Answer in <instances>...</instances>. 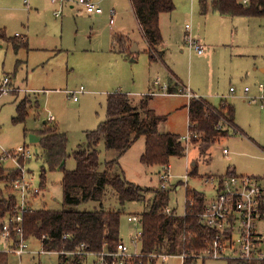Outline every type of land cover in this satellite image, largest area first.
<instances>
[{"label": "rangeland", "instance_id": "rangeland-1", "mask_svg": "<svg viewBox=\"0 0 264 264\" xmlns=\"http://www.w3.org/2000/svg\"><path fill=\"white\" fill-rule=\"evenodd\" d=\"M26 1L29 4L31 2L33 9L28 8L24 0H0V39L8 42V39L15 38L14 34L18 32L26 36L24 40L18 36V40L21 39L20 41L24 42L29 38L31 43L29 47L18 48L9 43L10 47L7 49L0 45V72L3 74V63H5V71L14 70L19 59L27 60L29 52L33 60L41 59V53H38L37 49L41 43L57 47V50L54 49L52 52L44 50L43 52H46L44 54L48 55L45 60L37 63L29 62L28 68L20 70L21 81L28 76L30 87L36 89L35 94L22 93L26 92L25 87L27 86L13 82L18 87L0 99V105L8 99L3 109L0 110V140L5 145H9V148H16L24 143L31 145L34 154L32 158L23 159L22 164L28 171V178H32L35 185L43 187L41 196L33 206L35 209L61 210L64 208L63 171L48 170L46 181L43 183L41 179L43 155L39 138L41 123L38 117L40 119L42 117H37L38 113L35 111L37 97L41 100V105H46L44 106L46 108L45 120L49 112L54 114L56 119L58 116L60 123L57 128L67 133L68 150L71 153L86 140L87 130L97 128L100 122L107 118L108 96L111 92L128 93L130 102L137 106L140 105L142 98H149V100L153 98L150 106L167 118L161 123V129L181 135L188 134L189 130L187 109L182 107L186 102V97L181 94L145 95L158 75L162 80L168 79V70L160 61L151 62L154 60L150 55L152 53L147 50L146 40L139 31L129 0H93L104 9V12L98 15L96 13L89 14L85 9H82L83 6L74 3L73 0H68L61 8V14L58 17L55 16V10L59 8L57 4L54 7V4L49 0H44L41 5L32 4V0ZM174 3L173 11L161 15V23L164 39H166L167 63L180 76L182 82L194 90L198 89L202 93L210 94L227 93L230 87L234 86L236 97H229L227 102L232 103L235 107L236 101H243L240 97L243 98L246 86L251 88L250 94H259V84L264 83V71L261 69L264 67V18L253 17L250 19L252 20L250 24L248 20L251 17L248 16L213 14L216 11L212 9L211 0H208L207 5L209 8L211 7L210 14H206L207 11L204 12L201 0H174ZM112 8L118 11L115 16L117 23L113 27H121L124 34H130V37H136L141 42V49L136 52V59L132 60L134 54L130 53V50L124 45L125 38L121 40L122 35L118 34L115 55L119 56V60L114 63L113 68L107 67L110 63L106 66L104 62L109 60L105 56L110 55L100 50L110 48L112 39L110 10ZM186 23L191 24L192 32L195 30L196 35L202 37L206 44L204 53L200 54L187 46ZM44 31H47L49 35L44 36ZM196 35L194 34L196 38H199ZM11 42L14 41L11 40ZM162 49L163 47L155 53V56L162 57L164 52ZM252 51H257L259 55L252 57ZM78 55L82 56V59L86 55H88L87 58L94 59V69H91V61L88 60L81 69L76 71L70 69L68 65H74L73 60L77 59ZM67 86H69V91L83 87L85 92L78 95L79 100H74L72 95L64 90ZM245 99L243 102L246 101ZM31 102L32 106L30 107ZM17 103L28 104V116L25 121L15 123L13 117L17 114ZM260 108L258 111L264 112V109ZM255 117L260 118L261 122L256 125V133L260 139L252 137L258 144L264 146V115L260 117L257 114ZM57 122L58 120L56 124ZM145 141L143 136L138 138L120 157L116 150L107 149L104 141H101L98 146L103 169L108 160L119 158V165L115 166L118 173L132 183L151 188L146 192L144 199L127 201L125 205L120 203L116 190L112 186L106 189L103 207L123 211L121 231L127 242L131 234L142 227L140 221H130L128 216L134 213L142 214L147 210L155 195V190L162 188L160 173L158 174L160 169L156 166L148 168V165L141 159L145 151ZM182 141L183 144H186V141ZM194 144H191L189 149L185 145L186 155L184 157L174 156L171 158V182L180 179L186 180L188 167L193 160H198L200 154L198 149L192 148ZM223 148L228 149L227 154L224 153ZM212 150L213 159L210 162L199 160L200 171L224 172L228 167L236 165L237 173L253 174L261 179L264 177V150L262 148L255 149L254 145L242 135L237 137L231 133L230 137L212 145ZM75 166L76 160L71 155L67 159V168L73 169ZM209 175L207 174L203 178L205 179ZM186 187L189 186H183L178 190L172 183L168 186L169 205L175 208L179 214L185 212ZM201 188L205 190L207 193L205 195L210 199L213 195V185L205 183ZM94 207L100 208V204L89 201L82 204L80 209L91 210L95 209ZM257 229L263 237L262 247L264 250V217L258 221ZM29 245L30 249L43 250V246H39V244H36L38 247H34L29 242ZM49 251L55 252L35 255L26 253L20 264H60L59 254L64 255L63 257L66 258V260L62 258L64 261H72L77 256L73 252H66L69 250L64 248ZM163 251L165 252V250ZM155 262L156 264H184L180 255H170L166 259L161 257ZM11 264H19L16 255L11 257ZM85 264H99V258L89 255ZM196 264L244 263L229 258H204L203 260L196 259ZM251 264L264 263L256 261Z\"/></svg>", "mask_w": 264, "mask_h": 264}, {"label": "trees", "instance_id": "trees-1", "mask_svg": "<svg viewBox=\"0 0 264 264\" xmlns=\"http://www.w3.org/2000/svg\"><path fill=\"white\" fill-rule=\"evenodd\" d=\"M131 3L148 41V51L155 58L158 46L164 42L160 15L175 9L174 0H131ZM207 5L208 0H201L204 12L208 9ZM211 5L222 15L264 18V0H211ZM188 107L191 123L189 130L198 135L192 137L191 144L200 141L204 149L215 143L227 132L221 123H229L239 130L234 122L233 104L224 102L215 106L202 97H192ZM27 116L28 104L19 103L13 121H25ZM165 119V116L148 107V98L142 99L140 105L135 106L126 92L115 91L108 96L107 118L97 128L86 131V145L74 152L68 150L69 140L65 131L47 125L40 129L43 155L41 179L43 183L46 181L48 170L63 171L64 208L27 211L23 220L25 236L40 238L46 250H71L83 243L84 248L93 253L105 249L114 251L121 239L123 211L105 209L102 204L100 208L91 210L80 209V206L92 200L102 203L109 186L116 190L122 205L127 201L144 199L151 188L132 183L122 174L114 172L113 167L119 164V158L108 160L103 169L98 146L104 141L106 148L116 150L120 157L143 136L146 140L141 157L143 163L168 165L171 156L185 155L186 147L180 134L160 131L159 125ZM71 155L76 160V166L68 169L67 159ZM3 162L0 161V230L6 218L15 212L17 197L12 183L20 175L19 168L8 167ZM228 172H234V169L229 167ZM169 192L168 188L156 189L149 208L141 214L143 251L161 253L165 250L169 254H177L184 250L198 252L205 249L208 245L206 239H212L216 235V230L203 226L198 220V213L205 205V193L188 187L186 214L179 215L175 211H166L170 202ZM262 216L264 217V204ZM64 234L69 238H64ZM13 235L16 236L14 231ZM7 256V253L0 252V261L6 262ZM242 262L251 264L256 261ZM60 264H64V261ZM184 264H196V258L187 257Z\"/></svg>", "mask_w": 264, "mask_h": 264}, {"label": "built area", "instance_id": "built-area-1", "mask_svg": "<svg viewBox=\"0 0 264 264\" xmlns=\"http://www.w3.org/2000/svg\"><path fill=\"white\" fill-rule=\"evenodd\" d=\"M57 3L59 8L55 10V16L61 14V8L68 0H52ZM84 7L89 13H103V7L93 0H73ZM247 2V0H245ZM117 11L112 8L110 10V21L114 22ZM16 36L22 37L24 40L26 36L16 33ZM185 40L190 49H195L198 53H204L205 45L194 36L192 26L190 23L185 25ZM157 88L151 90L149 95L156 94H170L169 84L162 82L160 78L154 80ZM10 75H5L0 81V99L5 94L11 93L16 89L13 85ZM261 92L258 96H250V100L260 101V105L264 106V83H260ZM231 91H235V87L231 86ZM250 90L246 86L245 93ZM74 100L79 98V94L85 92L83 87L76 90L69 91ZM185 94L190 98L199 97L190 88H185ZM46 121L49 125H56V117L54 114H48ZM191 123L189 122V127ZM193 136H198L190 130L188 134L182 135L181 140L186 141V147L189 149L191 139ZM183 142V141H182ZM224 153H228V149H223ZM34 152L30 146L19 145L16 148H3V160H10L15 167L20 169V175L13 181L14 192L16 193L17 203L15 212L6 218L5 223L0 230V236L5 239L12 240V246L2 248L0 251L14 254L16 256H23L26 253H32L30 249L29 240L25 236L23 220L27 211L34 209V200L41 194V187L34 184L32 178H28V171L22 164V159L32 158ZM172 174L168 166L160 173L161 186L168 188L171 183ZM205 182L212 184L215 190V195L208 199L204 205L203 210L198 213L199 223L203 226L216 230V235L212 239H206L207 246L201 251H182L180 255L184 262L187 257H194L198 260L204 258H229L239 261H258L264 262V250L262 247L263 237L258 232V221L263 218L262 207L264 204V177L261 179L257 175L243 174L237 172H226L223 174H211L205 177ZM166 211L170 213L172 210L167 207ZM186 214L185 212L182 214ZM130 221H140L141 215H129ZM142 223V222H141ZM15 224V227H13ZM13 231L16 233L14 237ZM143 226L136 229L129 241L121 238L117 243L114 251L107 249L100 252H90L84 248L82 243L74 250L66 252H73L75 255L95 254L99 258V264H153L159 258L166 259L168 254L165 252H151L143 251ZM192 236V235H191ZM190 236V237H191ZM64 238H69L67 234ZM49 251L44 249L36 251L43 253ZM146 259V260H145ZM71 264V263H69Z\"/></svg>", "mask_w": 264, "mask_h": 264}, {"label": "crops", "instance_id": "crops-1", "mask_svg": "<svg viewBox=\"0 0 264 264\" xmlns=\"http://www.w3.org/2000/svg\"><path fill=\"white\" fill-rule=\"evenodd\" d=\"M25 1V4H27L28 5V8H30V9H33V5H31V2H30V4L28 3V1H26V0H24ZM44 0H32V4H37V5H41L42 4V2H43ZM52 4H54V7L56 6L55 4H57V3H54L52 0H49ZM130 2H131V0H129ZM67 5V4H66ZM57 6H58V4H57ZM71 7H73V5H71ZM82 7V6H81ZM131 7H132V10H133V12H134V14H135V11H134V8H133V5H132V3H131ZM36 9H38V7H36ZM82 9H84L83 7H82ZM213 9V8H212ZM116 10V9H115ZM214 10V9H213ZM86 11V10H85ZM210 11H211V7L209 8L208 7V9H207V12H206V14L207 13H209L210 14ZM214 11H216V10H214ZM87 12V11H86ZM87 13H89V12H87ZM117 13H118V11H117ZM216 13H218V15H222V14H220L219 12H213V14H216ZM89 14H95V13H89ZM97 15L98 14H102V13H96ZM163 14V13H162ZM161 14V15H162ZM212 14V13H211ZM161 15H160V27H161V31H162V23H161ZM135 17H136V14H135ZM248 17H251V18H249V23L251 24L252 23V20H250V19H252L253 17H256V16H248ZM136 20H137V17H136ZM117 23V20H114V22H111L110 21V25L112 26L111 27V30H110V35L112 36V39L110 40V48H108V49H100V50H103V51H105L106 52V54H109L110 56H108V55H106L105 57H108L109 58V60L107 61H104L105 62V65L107 66L108 65V63H110L107 67H114V63L115 62H117L118 60H119V56H117V55H115V53H116V49H115V43H116V37H117V35L118 34H121L122 35V37H121V40H123V38H125L124 39V45L130 50V53H132L133 54V52H135V54L133 55V58H132V60L134 59H136V52L138 51V50H140L141 49V42L139 41V39H137L136 37L135 38H132V37H130V34L129 35H126V34H124L121 30V27H113V25H115ZM137 24H138V28H139V31H140V33H141V35H142V37L146 40V43H147V46H148V48H147V50L149 49V44H148V41H147V39H146V37H145V35H144V33H143V30H142V27H141V25L139 24V22H138V20H137ZM187 24V23H186ZM185 24V25H186ZM120 29V30H119ZM192 30H193V28H192ZM194 33L193 34H195L196 35V31L194 30L193 31ZM162 34H163V32H162ZM198 34V33H197ZM16 34H14V37L15 38H13V39H11V38H9L8 39V42H7V40H2V39H0V45L2 46V47H4L5 46V48L7 49V48H9L10 47V44L9 43H11L12 45L14 44L15 45V47H21V46H28L29 47V45L31 44L30 43V40H29V38L27 39V40H25L24 42H21L20 40H18L19 38H18V36H15ZM45 35H49L48 34V32L47 31H44V36ZM196 36H198L199 37V35H196ZM163 38H165L164 37V35H163ZM205 46H206V44H205V42L202 40V37H199L198 38ZM11 40H13L14 42H11ZM165 40L166 39H164V42L161 44V45H159L158 46V50H160L162 47H163V54H162V57H160V56H155V58H152V59H154V60H151V62H153V63H155V62H161L162 63V65H164V67H165V69L166 70H168V79H165V80H162L161 79V77H160V75H158L156 78H160V80L162 81V82H167L168 84H169V90H170V94H160V96L161 95H164V96H167V95H173V94H181V95H183V96H185L186 97V102L185 103H183L184 105L182 106L183 107V109L184 108H186L187 109V118H188V127H189V107H188V104H189V101H190V97L187 95V94H185V88L186 87H188V88H190V86H188V85H186L184 82H182V80H181V78H180V76L176 73V71L174 70V69H172L169 65H168V63H167V51H166V48H165ZM22 43V44H21ZM38 49V53L40 52L41 53V59H32L31 58V53L29 52L28 54H27V60H21V59H19L18 60V62L15 64V66H17V67H15L14 68V70H12L11 72H9V71H5V63H3V65H2V68H3V74H2V72H0V81L2 80V77L4 76V75H7V74H9V75H11L12 77V80H13V82H15V83H17V84H19V85H25V86H27V87H25V90H26V92H22V93H24V94H28V95H32V93L33 94H35V88H32V87H30V85H29V82H28V76L24 79V80H22L21 81V75L19 74V72H20V70H23V69H25V68H28V65H29V62H31L32 63V61H34V63L36 62H39V61H42V60H45L46 58H47V54L45 55L44 53H46V52H43L44 50H50L51 52L54 50V49H56L57 50V47H54V46H52V45H48V44H43V43H41L40 45H39V48H37ZM60 50H62V49H60ZM131 54V55H132ZM239 54H241V53H239ZM80 55H83V54H80ZM80 55H78V57H77V59H74L73 60V64L74 65H71V64H69L68 66L70 67V69H73V70H77V69H81V68H83V66L84 65H86V63H87V61L86 60H88V61H91L90 62V65H91V69H94V65H93V63H94V59H91V58H87L88 57V55H86L85 56V58H83L82 59V56H80ZM259 55V53L257 52V51H252V54H251V56L252 57H257ZM43 63V62H42ZM83 65V66H82ZM39 66V65H38ZM86 68V67H85ZM261 69L264 71V67H261ZM123 70V69H122ZM74 71V72H75ZM155 78V79H156ZM154 79V80H155ZM67 84H68V82H67ZM154 85V86H153ZM153 85L150 87V89H149V91H147V93L145 94V95H147V96H149V92L151 91V90H153V89H155V88H157V86L155 85V82L153 81ZM121 88V87H120ZM231 88V87H230ZM69 86H67V87H65V91L66 92H68L69 94H71L70 92H69ZM77 89H79V87L77 88ZM194 93H196L199 97H202V98H204V99H206L208 102H210L211 104H213V105H215V106H219L220 104H223L224 102H227V100H228V98L229 97H231V98H233V97H236V94H235V92H236V88H235V91L233 92V91H231L230 89H229V91L227 92V93H223V94H219V93H216V94H210V93H202V91H199L198 89L197 90H194L192 87L190 88ZM259 90H260V92H261V89H260V87H259ZM250 92H251V88H250V90L248 91V92H246L245 93V91H243V98L242 97H240V99L241 100H243L244 101V99L246 100L245 102H243V101H236V107H235V124L237 125V127L239 128V130L238 129H236L233 125H230L229 123H226V124H223V123H221V125L223 126V129H226L227 130V132L226 133H228V135H226V133H223L220 137H219V139L216 141V142H220L221 140H224V139H226V138H228V137H230V134L232 133L234 136H237V137H240L241 135H242V137H245L246 139H248L253 145H254V148L255 149H258L259 150V148H262L263 150H264V146L263 145H260V144H258L257 142H256V139L255 138H259L258 137V135H257V133H256V125H257V123H261L260 122V118H256L255 116L257 115V114H259L260 115V117H262L263 115H264V112L262 111V112H259L258 110H259V108L261 107V108H263L264 109V106L262 107L261 105H260V101L259 100H256V101H252V100H250V96H258L259 94H250ZM128 94V93H127ZM129 95V94H128ZM158 95V94H157ZM150 96H155V95H150ZM32 97V96H31ZM72 97V96H71ZM32 99V98H31ZM73 99V98H72ZM142 99H144V98H142ZM141 99V100H142ZM153 98H151L150 100H149V98H148V107L149 108H151V109H153L157 114H159L157 111H156V109L154 108V107H152V106H150V102H151V100H152ZM78 100H79V98H78ZM141 100H140V103H141ZM36 101H37V105H35V111L38 113V115H37V117L38 116H41L42 118L40 119L39 117H38V119H39V122L41 123L40 125H39V128L40 129H42L44 126H51V125H49V123L45 120V110H46V108H44V106H46V105H41V100L39 99V97H37L36 98ZM8 102V99L7 100H4L2 103H1V105H0V110H2L3 109V107L5 106V104ZM216 102H217V104H216ZM228 103V102H227ZM18 104L19 103H17V105H16V111H17V106H18ZM228 104H232V103H228ZM30 105V107L32 106V102H31V104H29ZM255 105V106H254ZM135 106H137V105H135ZM139 106V105H138ZM260 108V109H261ZM184 111V110H183ZM159 115H161V114H159ZM16 116V115H15ZM162 116H164V115H162ZM166 117V116H165ZM167 119V118H166ZM58 120V122H57V124L55 125L56 127H59L58 125H59V123H60V120H59V118H58V116H57V119H56V121ZM163 122V121H162ZM161 122V123H162ZM161 123H160V125H159V128H160V131H162V132H172V131H163L162 129H161ZM0 128H1V126H0ZM39 129V130H40ZM60 129V128H59ZM62 130V129H61ZM233 130H234V133H233ZM188 132H189V130H188ZM252 132V133H251ZM172 133H175V132H172ZM250 135H249V134ZM176 134H178V133H176ZM181 135V134H180ZM182 136V135H181ZM252 136H254L255 138H253ZM39 138H40V135H39ZM1 139V138H0ZM260 139V138H259ZM261 141V140H260ZM146 142V141H145ZM215 142V143H216ZM215 143H213V144H211L210 146H208L207 148H204L203 149V147H202V145L203 144H201V142H197V143H195L194 145H193V147L192 148H194V149H198V151H199V157H198V160H193L192 162H191V165H190V167H188L189 169H187V172H188V174L186 175V180H183V179H180V180H178V181H176V182H171L172 183V185H174V188H176V189H181L183 186H189V188L190 189H197L198 191H200V192H203V193H205L206 195H207V193L205 192V190L204 189H202L201 187L202 186H204V184L206 183L205 182V179L203 178V176H205V175H207V174H223V173H226V172H228V169H229V167H228V169L226 170V171H222V172H220V171H210V172H202V171H200V169H199V160H201V159H203L205 162H210L212 159H213V150H212V145H214ZM24 145H27V146H30L31 147V145L30 144H26V143H24ZM86 145V140L80 145V146H85ZM79 146V147H80ZM78 147V148H79ZM3 148H7V149H10L9 148V145H5L4 143H2V140H0V161L1 162H3L6 166H8V167H14L15 165H14V163L12 162V161H10V160H3L2 159V155H3ZM32 148V147H31ZM224 149V148H223ZM145 150V149H144ZM185 155H186V153H185ZM185 155H183V156H179V155H173V156H171V158L172 157H184ZM37 156H38V154H37ZM171 158H170V160H171ZM30 163V162H29ZM119 165V164H118ZM117 165V166H118ZM146 165H148V164H146ZM116 166V165H115ZM115 166L113 167V171L114 172H117L116 171V169H115ZM152 166H156L157 168H159L160 170H158V174L159 173H161L163 170H164V167H166V166H168V168H169V171H170V162H169V164L168 165H160V164H153V165H148V168L149 167H152ZM230 168L231 169H234V171L235 172H237V167H236V165H232V166H230ZM162 170V171H161ZM185 181H186V183H185ZM191 182H193V183H191ZM136 184V183H135ZM206 184H208V183H206ZM108 188V187H107ZM187 188V187H186ZM42 190H43V187H41V194H42ZM112 193H114V192H112ZM41 194H39L38 196H37V198L35 199V201L34 202H36V200L41 196ZM215 195V190H213V195H212V197ZM105 196H106V193H105ZM105 196H104V198H103V200H102V203H100V202H98V201H93V202H95V203H99L100 205L102 204V206H103V204H104V200H105ZM209 198L206 196V198H205V202L204 203H206V201L208 200ZM86 203V202H85ZM33 204H35V203H33ZM84 204V203H83ZM94 205H96V204H94ZM98 206V205H97ZM96 207V206H95ZM94 207V208H95ZM167 207H169L172 211H175L177 214H179L177 211H176V209L175 208H173V207H171L169 204H168V206ZM98 208V207H97ZM35 209V208H34ZM186 209V208H185ZM134 214H137V213H134ZM131 215H133V214H131ZM137 215H141V214H137ZM179 215H182V214H179ZM134 233V232H133ZM132 233V234H133ZM132 234H131V236H132ZM130 236V237H131ZM121 238H123L124 239V237H123V235H122V231H121ZM28 240H29V242H30V244L32 245V246H34V247H38V246H36V244H39V246L41 245V246H43L42 245V240L40 239V238H38V237H35V236H30V237H28ZM10 246H12V240L11 239H5L4 237H2V236H0V250L2 249V248H6V247H10ZM37 250H35V251H33L32 253H29V254H40V253H37L36 252ZM0 252H4V251H0ZM45 252H55V251H45ZM45 252H43V253H45ZM5 253H7V252H5ZM57 253V252H56ZM8 254V256H7V261L6 262H3V261H0V264H11V257L14 255V254H11V253H7ZM89 255H94V256H96L95 254H86V255H77L72 261H64L63 259H65L66 260V258H64L63 256H61L60 254H59V262L61 263V261L63 260L64 261V264H69V263H71V264H85V261L87 260V258H88V256ZM173 255H178V254H173ZM24 256V255H23ZM23 256H16V257H18V259H19V264H20V261H21V259L23 258ZM31 256V255H30ZM170 257V256H169ZM2 258L3 259H5V256H2ZM63 258V259H62ZM78 258V261L76 260Z\"/></svg>", "mask_w": 264, "mask_h": 264}, {"label": "water", "instance_id": "water-1", "mask_svg": "<svg viewBox=\"0 0 264 264\" xmlns=\"http://www.w3.org/2000/svg\"><path fill=\"white\" fill-rule=\"evenodd\" d=\"M133 54H135V52H133Z\"/></svg>", "mask_w": 264, "mask_h": 264}]
</instances>
